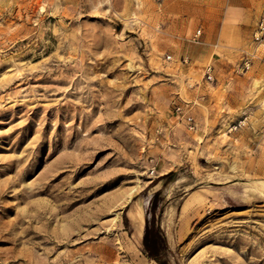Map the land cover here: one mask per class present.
<instances>
[{"label":"rangeland","instance_id":"1","mask_svg":"<svg viewBox=\"0 0 264 264\" xmlns=\"http://www.w3.org/2000/svg\"><path fill=\"white\" fill-rule=\"evenodd\" d=\"M242 5L0 0V264H160L156 191L163 264H264V0Z\"/></svg>","mask_w":264,"mask_h":264},{"label":"trees","instance_id":"2","mask_svg":"<svg viewBox=\"0 0 264 264\" xmlns=\"http://www.w3.org/2000/svg\"><path fill=\"white\" fill-rule=\"evenodd\" d=\"M158 195L159 191H156L153 195L150 207H148L145 212V227L142 244L144 251L149 255V257L157 260L160 264H163L159 255L166 247V238L161 230L159 218L156 213V198ZM125 223H127L126 219Z\"/></svg>","mask_w":264,"mask_h":264},{"label":"built area","instance_id":"3","mask_svg":"<svg viewBox=\"0 0 264 264\" xmlns=\"http://www.w3.org/2000/svg\"><path fill=\"white\" fill-rule=\"evenodd\" d=\"M200 34H201V30H198L196 35L198 36ZM184 60L186 62L188 61L187 58H184ZM206 74H207V76H208L209 79H213V66L212 65H210V64L207 65ZM176 110H177L178 113L182 112L183 111L182 110V106H177ZM187 120H188L189 123H191V125H192L191 127L193 128L192 117L191 116H187Z\"/></svg>","mask_w":264,"mask_h":264},{"label":"bare ground","instance_id":"4","mask_svg":"<svg viewBox=\"0 0 264 264\" xmlns=\"http://www.w3.org/2000/svg\"><path fill=\"white\" fill-rule=\"evenodd\" d=\"M137 219H138V223H139V226H140V229L142 230V227H143V223H144V220H145V217H144V214L142 212H139V214L137 215ZM109 249V248H108ZM112 251V250H111ZM108 253V252H107ZM106 253V254H107ZM104 255V253H103ZM108 257V256H106ZM103 258H105L103 256ZM107 259V258H106ZM110 260V259H109Z\"/></svg>","mask_w":264,"mask_h":264},{"label":"crops","instance_id":"5","mask_svg":"<svg viewBox=\"0 0 264 264\" xmlns=\"http://www.w3.org/2000/svg\"><path fill=\"white\" fill-rule=\"evenodd\" d=\"M247 0H233V2H234V5L235 6H237L238 8L240 7H242L243 8V3H245Z\"/></svg>","mask_w":264,"mask_h":264}]
</instances>
